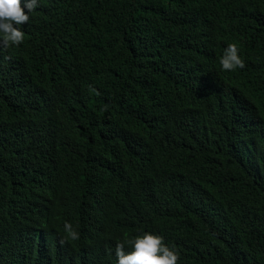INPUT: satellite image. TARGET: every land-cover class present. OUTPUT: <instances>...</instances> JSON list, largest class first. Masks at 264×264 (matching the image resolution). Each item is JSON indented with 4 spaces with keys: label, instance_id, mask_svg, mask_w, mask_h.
I'll return each instance as SVG.
<instances>
[{
    "label": "trees",
    "instance_id": "trees-1",
    "mask_svg": "<svg viewBox=\"0 0 264 264\" xmlns=\"http://www.w3.org/2000/svg\"><path fill=\"white\" fill-rule=\"evenodd\" d=\"M20 27L0 264H118L145 232L178 264H264V0H38Z\"/></svg>",
    "mask_w": 264,
    "mask_h": 264
},
{
    "label": "clouds",
    "instance_id": "clouds-1",
    "mask_svg": "<svg viewBox=\"0 0 264 264\" xmlns=\"http://www.w3.org/2000/svg\"><path fill=\"white\" fill-rule=\"evenodd\" d=\"M37 7L38 0H0V34L3 46L20 45L24 41L25 33L20 26L29 21L30 13ZM220 65L225 71L245 67V61L241 58L235 43L228 44L220 58ZM89 91L95 92L96 95L100 94L91 87ZM64 230L69 240L75 241L80 238L79 232L71 223H65ZM128 243L132 247L130 252L124 250L123 243L116 246L118 264H178L179 253L166 246L162 236L145 232Z\"/></svg>",
    "mask_w": 264,
    "mask_h": 264
}]
</instances>
